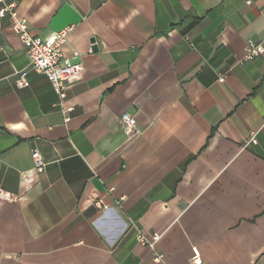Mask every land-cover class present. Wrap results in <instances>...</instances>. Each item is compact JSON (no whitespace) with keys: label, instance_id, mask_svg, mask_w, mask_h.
Wrapping results in <instances>:
<instances>
[{"label":"crops","instance_id":"0c3cea01","mask_svg":"<svg viewBox=\"0 0 264 264\" xmlns=\"http://www.w3.org/2000/svg\"><path fill=\"white\" fill-rule=\"evenodd\" d=\"M16 1L82 70L60 104L0 19V264H264V0Z\"/></svg>","mask_w":264,"mask_h":264},{"label":"built area","instance_id":"2783aa9c","mask_svg":"<svg viewBox=\"0 0 264 264\" xmlns=\"http://www.w3.org/2000/svg\"><path fill=\"white\" fill-rule=\"evenodd\" d=\"M243 1L247 5L252 4V0ZM3 18H9L13 31L24 45L31 69L35 72L45 74L49 78L52 88L58 95L60 104H62L67 98V92L71 82L78 77L82 70L81 65L72 64L62 54V46L67 42L69 29L53 34L47 39H41L32 35L28 20L19 14L16 0H0V19ZM244 51L243 61H254L264 55V44L262 42L249 41ZM220 82H224V78H221ZM16 86L19 89L28 88L30 83L23 74H20L16 81ZM70 111V109H63L66 122L70 120ZM120 125L129 138H133L140 132L135 117L130 114H124L121 117ZM255 142V137H251L248 140V145ZM32 158L36 171L40 173L44 172L47 164L37 150L33 152ZM158 239L159 237L155 236L154 241L149 242L142 234L138 236V242L140 244H146L152 249ZM160 259H162V256H157L156 260ZM202 263L200 255L196 253L193 257V264Z\"/></svg>","mask_w":264,"mask_h":264},{"label":"water","instance_id":"95a60500","mask_svg":"<svg viewBox=\"0 0 264 264\" xmlns=\"http://www.w3.org/2000/svg\"><path fill=\"white\" fill-rule=\"evenodd\" d=\"M96 49V48H95Z\"/></svg>","mask_w":264,"mask_h":264}]
</instances>
